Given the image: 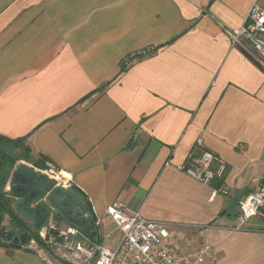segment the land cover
I'll use <instances>...</instances> for the list:
<instances>
[{"label":"crops","instance_id":"crops-1","mask_svg":"<svg viewBox=\"0 0 264 264\" xmlns=\"http://www.w3.org/2000/svg\"><path fill=\"white\" fill-rule=\"evenodd\" d=\"M253 1L0 0V135L26 137L28 165L72 178L81 214L109 223L121 196L148 219L201 230L182 249L264 264L262 219L233 228L239 200L264 179V71L217 24L241 26ZM198 138L226 163L210 186L174 168ZM219 186L228 194L210 197ZM0 264L47 263L0 245Z\"/></svg>","mask_w":264,"mask_h":264},{"label":"built area","instance_id":"built-area-1","mask_svg":"<svg viewBox=\"0 0 264 264\" xmlns=\"http://www.w3.org/2000/svg\"><path fill=\"white\" fill-rule=\"evenodd\" d=\"M217 24L230 38L232 46L248 52L264 71V0L253 1L241 26L228 27L219 20ZM152 50V46L146 47L125 57L122 62L130 65ZM174 168L210 186L213 181L223 178L226 163L206 149L202 139L198 138L195 149ZM38 172L52 181L53 186L73 187V179L53 164ZM256 181V187L247 191L238 202L235 229H241L254 216L264 223V179ZM218 193L226 195L228 190L223 186L211 187L210 197ZM105 214L109 223L93 215L90 229L85 233L66 222H57L51 216L46 226L37 232L38 239L32 238L20 248L34 250L47 264H218L216 258L207 256L208 245L185 251L177 249L172 244L169 222L148 219L138 210L130 211L121 196L106 206Z\"/></svg>","mask_w":264,"mask_h":264},{"label":"water","instance_id":"water-1","mask_svg":"<svg viewBox=\"0 0 264 264\" xmlns=\"http://www.w3.org/2000/svg\"><path fill=\"white\" fill-rule=\"evenodd\" d=\"M130 138L127 147L133 144ZM40 173L32 166L21 163L14 167L7 191L13 193V209L26 219L36 231H41L52 217H60L80 232L89 231L92 214H81L84 196L74 187L53 186L52 181L42 183Z\"/></svg>","mask_w":264,"mask_h":264},{"label":"trees","instance_id":"trees-1","mask_svg":"<svg viewBox=\"0 0 264 264\" xmlns=\"http://www.w3.org/2000/svg\"><path fill=\"white\" fill-rule=\"evenodd\" d=\"M26 137L11 139L0 135V245L7 248H20L22 243L32 238L38 239L37 232L33 231L27 223L23 222L13 209V193H7L3 190L7 178V168H11L19 157L24 160L29 159L30 148L25 143ZM20 148L21 155L16 157L7 153L5 148ZM37 163V162H36ZM6 168V169H5ZM94 215L92 212L90 213ZM8 222L4 224L5 217ZM62 220L60 217L54 218ZM58 222V221H57Z\"/></svg>","mask_w":264,"mask_h":264},{"label":"rangeland","instance_id":"rangeland-1","mask_svg":"<svg viewBox=\"0 0 264 264\" xmlns=\"http://www.w3.org/2000/svg\"><path fill=\"white\" fill-rule=\"evenodd\" d=\"M5 151L13 156H17V155H21V150L20 148H12V147H6ZM21 163H26V160L22 159V157H19L18 160H16L15 164L11 167V168H7V178L5 180L4 186H3V190L7 189V185L9 182V178L12 174V171L14 169L15 166H17L18 164ZM6 169V168H5ZM172 222H180V221H176V220H169ZM191 229L190 227H187L186 225H177V223H173V225L169 227V233L172 239V244L179 250L185 251L188 250L186 248L182 249V246H192V245H197L199 243V233L201 230H197V232H193L191 233ZM83 235V234H82Z\"/></svg>","mask_w":264,"mask_h":264}]
</instances>
